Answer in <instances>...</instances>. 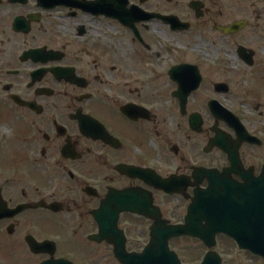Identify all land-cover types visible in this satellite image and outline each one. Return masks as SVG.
Returning a JSON list of instances; mask_svg holds the SVG:
<instances>
[{"label":"flooded vegetation","instance_id":"1","mask_svg":"<svg viewBox=\"0 0 264 264\" xmlns=\"http://www.w3.org/2000/svg\"><path fill=\"white\" fill-rule=\"evenodd\" d=\"M131 204L128 252L192 208L183 264H264V0H0V252L114 257Z\"/></svg>","mask_w":264,"mask_h":264},{"label":"water","instance_id":"2","mask_svg":"<svg viewBox=\"0 0 264 264\" xmlns=\"http://www.w3.org/2000/svg\"><path fill=\"white\" fill-rule=\"evenodd\" d=\"M113 218V224L111 226L101 225V235L95 237L94 240L98 242L107 241L109 244L114 246V254L116 259L121 264H181L177 255L170 251L169 249V240L171 238L180 237V236H190L197 237L198 232L193 225V210L192 208L189 211V217L187 219V226L185 227H167L164 222H156L152 227V240L149 246L145 249L142 254H129L126 251V239L123 232L118 230L117 222L118 216L122 212L137 213L143 216H149L147 213L148 209L144 207H134L132 204L125 207H120L117 209ZM151 212H156L155 209L150 210ZM264 213V208H263ZM96 216V214H95ZM223 225H216V233L224 231L222 228ZM205 244L211 248L214 246L215 241L212 238L211 241L204 240ZM31 251L34 254H43L49 253L51 256L55 254V245L53 243H44L38 244L35 242L28 243ZM242 246V245H241ZM244 248H248L253 251L255 254L261 255L264 258V249L258 248L253 249L252 245L244 244ZM42 264H73L65 259L54 260L51 259ZM203 264H221L219 256L216 254H208L205 258Z\"/></svg>","mask_w":264,"mask_h":264},{"label":"rangeland","instance_id":"3","mask_svg":"<svg viewBox=\"0 0 264 264\" xmlns=\"http://www.w3.org/2000/svg\"><path fill=\"white\" fill-rule=\"evenodd\" d=\"M135 230V228L133 229ZM136 232L133 233V237L131 240H133V246L136 248L142 247L144 245V240L138 237H135ZM67 233H64L63 237H66ZM130 240V242H132ZM184 246L187 248H192L193 244L190 242L183 243ZM12 250H15L13 253H3L4 251L0 252V264H30V261H27L25 257L23 256V249L21 248H13ZM11 250V251H12ZM106 249H98L96 247H92L89 244L87 245V254L83 256H70L71 260L75 264H119L114 257L109 254L107 255L105 253ZM236 255V254H235ZM231 257V256H230ZM199 258V255H189L186 257V260H194L196 261ZM242 262L240 257H237L235 260V263L238 264Z\"/></svg>","mask_w":264,"mask_h":264}]
</instances>
